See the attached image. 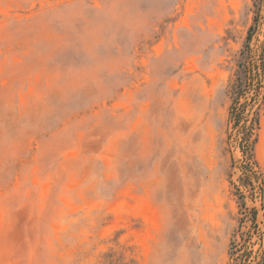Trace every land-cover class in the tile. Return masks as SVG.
I'll return each instance as SVG.
<instances>
[{
	"label": "rangeland",
	"instance_id": "1",
	"mask_svg": "<svg viewBox=\"0 0 264 264\" xmlns=\"http://www.w3.org/2000/svg\"><path fill=\"white\" fill-rule=\"evenodd\" d=\"M252 1L0 0V264H230Z\"/></svg>",
	"mask_w": 264,
	"mask_h": 264
},
{
	"label": "trees",
	"instance_id": "2",
	"mask_svg": "<svg viewBox=\"0 0 264 264\" xmlns=\"http://www.w3.org/2000/svg\"><path fill=\"white\" fill-rule=\"evenodd\" d=\"M263 1H252V23L248 26L234 79L228 90L230 103L226 143L231 166H235L236 151L242 159L238 184L230 181L235 188L239 212L237 226L229 240L230 264H264V178L255 159L261 111L264 107V40L256 50L251 48L252 39L261 22ZM245 192L252 201L259 200L258 208L247 206ZM259 211L262 215L260 221ZM253 236H257L258 241L253 242ZM256 242L259 247L253 255L252 246Z\"/></svg>",
	"mask_w": 264,
	"mask_h": 264
}]
</instances>
